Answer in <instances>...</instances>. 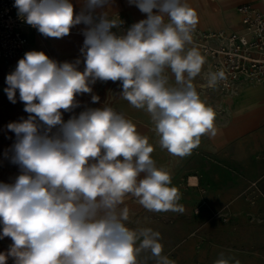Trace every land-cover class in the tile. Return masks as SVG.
<instances>
[{
  "label": "clouds",
  "instance_id": "clouds-1",
  "mask_svg": "<svg viewBox=\"0 0 264 264\" xmlns=\"http://www.w3.org/2000/svg\"><path fill=\"white\" fill-rule=\"evenodd\" d=\"M128 3L147 18L118 34L112 30L122 21L106 11L111 0H83L78 13L71 0H15L18 15L44 37L64 38L85 25L84 69L80 59L60 63L29 51L6 77L9 101L17 102L18 91L28 117L7 125L16 140L5 156L20 174L13 183L0 182V239L12 241L0 252V264L9 258L14 264H139L142 253H150L155 264H174L162 255L161 234L129 229L127 209L120 208L130 195L149 211H183L171 174L156 166L148 138L111 107L63 119L97 81H119L123 99L150 115L159 145L170 155L189 156L202 136H216L215 111L193 83L206 63L197 47H188L196 11L186 0ZM226 79L223 70L209 71L202 87ZM214 264L229 260L221 253Z\"/></svg>",
  "mask_w": 264,
  "mask_h": 264
},
{
  "label": "crops",
  "instance_id": "crops-1",
  "mask_svg": "<svg viewBox=\"0 0 264 264\" xmlns=\"http://www.w3.org/2000/svg\"><path fill=\"white\" fill-rule=\"evenodd\" d=\"M237 1L232 0L230 9L225 8L223 13L217 16L214 21L216 23L211 26L216 27L221 24L229 31L236 25V29L242 30L240 16L238 14L239 19L236 16L235 3ZM71 2L74 4V10L77 13L80 12L83 0H71ZM200 4L209 6L211 0H202ZM254 4L264 5L256 2ZM201 10L203 13H199L200 16H206L207 11L204 7ZM100 11L97 10V12ZM106 11L108 15L114 12L123 14L128 12V16L125 15L133 22L137 19V14L130 7L128 0H111V6ZM225 17L229 21L222 22L221 18ZM233 18H237V22H233ZM82 28H85V25H77L71 29L70 34L77 33ZM29 30L30 27L25 33L31 43ZM84 39L80 36L53 38L55 44L59 43L62 47L61 53L69 59L68 62L81 60L80 71L84 69L83 57L80 53ZM62 41L66 42L61 43ZM10 63L6 62L4 67L11 68ZM204 66L206 67L205 64ZM118 85H120L119 82L97 81L91 86L92 93L77 96L81 104L74 111L91 108L88 102L92 101V95L99 96V101H101V95L109 90V87L113 88ZM233 92L226 106L230 115L240 119L243 123L231 125L228 128H216L215 137L207 135L206 141L201 144L205 155L201 160L203 165L213 166L218 182L221 181L219 176L222 174L236 177L237 193H242L250 182L257 181L264 194V83L241 82ZM103 105V107H108L104 103ZM203 168L207 170V167ZM221 188L214 186L211 196L212 205H203L199 213H195V205L189 203L192 193L198 191L194 188L185 192V197L189 194L185 202L178 203V206L183 208L182 212L171 210L153 212L140 204H135L137 213L134 216V225L139 229L151 228L159 232L161 239L170 245L165 254H168L169 259H174L173 261L188 262L187 264L193 262L214 264V261L219 259L220 254L223 253V258L228 259L229 264H236L237 261L239 264H264V199H259L258 203L253 205L238 197L231 204H225L223 202L225 193ZM259 213H262V217L256 219L255 215ZM148 214L163 218V222L148 221ZM194 247H196V253Z\"/></svg>",
  "mask_w": 264,
  "mask_h": 264
},
{
  "label": "rangeland",
  "instance_id": "rangeland-1",
  "mask_svg": "<svg viewBox=\"0 0 264 264\" xmlns=\"http://www.w3.org/2000/svg\"><path fill=\"white\" fill-rule=\"evenodd\" d=\"M195 1V2H194ZM232 0H211V5L203 6L200 4L202 0H186L187 4L193 8L198 16V24L196 29L203 30V31H217V30H226L224 26L221 24L218 26H211L212 24L216 23V18L219 14L223 13L226 9H230V2ZM260 3L264 4V0H238L235 3V9L237 11V7L244 3ZM199 10L204 9L207 11L206 16H200L199 13H203V11L197 10V5ZM262 6V5H261ZM132 10L137 14V19L134 23L139 22L142 19H146V14L142 13L135 5H130ZM155 11V10H154ZM99 12H97L98 14ZM127 15L128 12H125ZM128 16V15H127ZM238 17V11L236 13ZM130 19V17H129ZM222 22L225 20L229 21V19L221 18ZM239 19V17H238ZM237 18H233V22H237ZM131 20V19H130ZM132 21V20H131ZM133 22V21H132ZM225 28V29H224ZM237 26L234 25L229 31H240V28L236 29ZM84 28L81 29L79 32H72L68 36H80L81 38H85L82 35V31ZM235 29V30H234ZM228 31V30H226ZM39 32L36 31L32 38L35 40L34 44L27 46L26 50L18 57L10 61L11 68H5V64L1 66L0 69V182L3 183H13L15 178L20 174V170L18 165L12 164L10 159L5 156L7 152L9 156L11 155L12 146L15 143L16 137L15 133L8 130L7 125L9 123L20 122L23 119H27L28 113L24 111V103L19 100V92L17 91L16 94V103L13 104L9 101L6 92L4 89L7 87L6 84V77L8 74L13 72L17 65H15L18 59H21L26 52L29 51H42L50 58L56 60L57 62L63 63L68 62L69 59L62 55L61 53V46L59 43L53 41V38L44 37ZM38 35V37H37ZM66 42L62 41L61 43ZM68 60V61H67ZM170 76V83L174 84V76ZM206 76V67L203 65L201 74L198 75L194 80L193 83L196 86L197 92L200 94V97L203 101L206 102L207 105L211 106L215 111V127L216 128H228L231 125L242 124L243 122L230 115V112L226 106L228 99L232 96L234 92L229 93H222L215 88L209 87H202V85H206L204 78ZM119 82V81H117ZM120 83V82H119ZM119 86V87H118ZM116 87H109L104 94L101 95V101L98 103L88 102L91 105V108H100L103 107V103L106 104L108 107L113 108L118 113H121L125 116L126 119L131 120L135 126L137 131L142 135L148 138L149 144H151L154 148L153 153H151L152 158L154 159L156 166L158 168L166 169L172 178V185L174 186L180 193V199L177 203L185 202V192L188 189L194 188L198 191L192 193V197L189 200V203H193L195 205L194 210L202 207V200L205 199L204 205H212L211 196L214 186L222 187V191L225 193V197L223 198V202L225 204H231L232 201L237 199L238 197L244 199L243 201L248 202V196L250 193L251 185L257 181L250 182L248 187L243 190L242 193H237L238 191V183L236 177H230V175L222 174L219 176L221 179L220 182L217 181V175H215L213 166L203 165V161L201 158L205 157L203 150L201 148V144L206 141L207 135L201 137V141L198 147L192 150L191 155L186 157H176L170 155L166 149H162L159 145V137L156 135L154 130L155 126L151 120L150 115L141 109H136L132 107L128 101L123 99L122 95L120 94L122 91L121 84ZM95 93V91H94ZM81 104V102L79 101ZM85 109H79L72 113L67 114L66 112L63 115V119L67 121L72 115H78L81 111ZM203 167H207L205 170ZM191 185L188 187V185ZM216 184V185H215ZM220 184V185H219ZM259 184V182H258ZM260 187V186H259ZM205 188L206 193L204 195L200 194L201 189ZM237 190V191H236ZM198 196V197H197ZM135 204H139L137 199L132 196H127L125 198L124 203L120 206L121 209L126 208L128 212V220L125 221L126 227L132 230H138L134 225V216L137 213V209ZM149 215V214H148ZM256 216V215H255ZM148 221L150 222H163V218L157 215H149ZM0 231H2V225H0ZM163 245V253L168 257V254H165L167 248L170 247L164 240H160ZM12 241L10 238L0 239V252H6L11 245ZM196 253V247H194ZM194 255V253H193ZM150 253H142L140 257H138L139 264H155V260L149 258ZM173 261L174 259H170ZM174 264H187L184 262H177L173 261ZM7 264H14L13 259L9 258ZM189 264H195L189 263Z\"/></svg>",
  "mask_w": 264,
  "mask_h": 264
},
{
  "label": "built area",
  "instance_id": "built-area-1",
  "mask_svg": "<svg viewBox=\"0 0 264 264\" xmlns=\"http://www.w3.org/2000/svg\"><path fill=\"white\" fill-rule=\"evenodd\" d=\"M15 0H0V69L3 64L18 58L29 45L26 30L29 27L14 7ZM242 30L240 31H203L195 29L193 44L188 47H197L206 60L207 73L223 70L227 77L215 87L222 93L233 92L241 82L251 84L264 83V8L261 9L254 3L248 2L238 6ZM122 21L120 29L113 32L122 34L134 24L125 14L114 12L108 15ZM191 185L189 184L188 187ZM201 194L206 193L205 188ZM248 202L256 205L259 199H264V194L258 182L251 185ZM205 199L202 200L204 205ZM201 207L195 210L199 213ZM262 213L255 216L260 219Z\"/></svg>",
  "mask_w": 264,
  "mask_h": 264
},
{
  "label": "bare ground",
  "instance_id": "bare-ground-1",
  "mask_svg": "<svg viewBox=\"0 0 264 264\" xmlns=\"http://www.w3.org/2000/svg\"><path fill=\"white\" fill-rule=\"evenodd\" d=\"M195 2V1H194ZM256 5V4H255ZM198 6H200V4H198L197 5V10H199V8H198ZM256 6H258V5H256ZM259 8H261V9H263L264 8V5H262V6H258ZM200 11V10H199ZM30 34H31V45L35 42V40L32 38V35H34L35 33H36V31H37V29H35V28H33V27H30ZM28 46H30V43H29V45ZM26 50V49H25Z\"/></svg>",
  "mask_w": 264,
  "mask_h": 264
}]
</instances>
